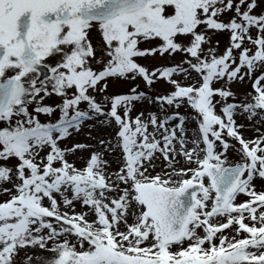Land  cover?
<instances>
[{"label": "snow or ice", "instance_id": "obj_1", "mask_svg": "<svg viewBox=\"0 0 264 264\" xmlns=\"http://www.w3.org/2000/svg\"><path fill=\"white\" fill-rule=\"evenodd\" d=\"M0 264H264V0H0Z\"/></svg>", "mask_w": 264, "mask_h": 264}, {"label": "rangeland", "instance_id": "obj_2", "mask_svg": "<svg viewBox=\"0 0 264 264\" xmlns=\"http://www.w3.org/2000/svg\"><path fill=\"white\" fill-rule=\"evenodd\" d=\"M218 39H220L221 41V46H223L224 42H225V37L224 36H219ZM127 86L125 84L122 83H116L113 85L112 87V91L116 92V91H121L124 90ZM81 139H83V137H81Z\"/></svg>", "mask_w": 264, "mask_h": 264}]
</instances>
